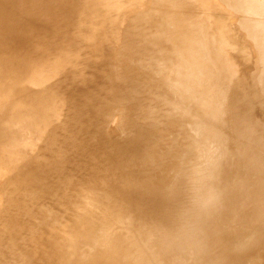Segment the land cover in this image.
<instances>
[{
  "label": "bare ground",
  "instance_id": "1",
  "mask_svg": "<svg viewBox=\"0 0 264 264\" xmlns=\"http://www.w3.org/2000/svg\"><path fill=\"white\" fill-rule=\"evenodd\" d=\"M36 1L32 0V2L34 3ZM65 1L66 3L62 1L63 6L65 4V8L68 5L71 6L70 4L74 2V1L72 2L71 0H65ZM91 1L94 2L93 0ZM249 1L254 2V0H248V2ZM260 1L261 0H259V2ZM85 2L87 3V1ZM85 2L84 1L81 2L83 6H85L84 4ZM166 2L170 3L172 1L164 0V2H162V0H153V4H155V6L162 5V4L165 5L167 4ZM232 2L234 3V1ZM241 2L239 3V6H241ZM261 2L263 4L264 0ZM29 3L31 4V0ZM62 3L61 1L60 3L57 2V4H60V6ZM74 3L75 5L74 6L72 5V6L75 8L71 6L72 13L69 15V17L75 14V13L73 14L74 12L73 10H75L76 13H80V11L84 10L86 7L85 6L84 8L81 9L82 4L76 5V2ZM107 3L111 4L114 2L113 1L111 2L110 0ZM174 3L177 4V1ZM188 3H191L193 5L198 4L197 2H195V0H190L188 1ZM230 3L228 4L230 5ZM256 3L258 4V2ZM179 4L180 2L177 5L180 6ZM193 5L191 7H195V5L194 6ZM199 5L202 6L201 4ZM63 6H61V8ZM125 6L123 7L125 8ZM233 6L234 4L232 5V7ZM161 8L163 7H159V10ZM117 9H119V7ZM127 9H129V7ZM62 10L63 12H65L63 8ZM196 10L198 12V9ZM239 10L243 11L245 9L243 7L242 10L241 9ZM0 12L3 13L4 11L0 10ZM2 13H0V25L1 26L5 25L6 27L7 24L4 19L5 15H3ZM243 13L247 15L246 11ZM183 14H187V13H183ZM26 17L28 20L29 19L28 17L30 16H26ZM77 17L79 16L77 15ZM242 17H243V14H242ZM32 18L34 17L32 16ZM36 18H34V22ZM252 18L253 17H251L250 19ZM198 19L200 21V20H203L204 17L203 19L201 18H198ZM198 19H197V22H199ZM250 19L248 20L250 21ZM142 20L143 19L141 18L139 19V21L135 19L133 23L136 22V24L139 25L140 23L138 24L137 22H144ZM148 21H150V23L158 22V25L156 26L157 27L156 32L151 34V35H155L154 37L153 36L151 37V38H154L155 40H151L150 35H147L148 34L147 33L146 34L147 37H145L143 41L138 39L139 41H141V43L138 44L140 46H137V43H133L134 45L137 46V47H134L133 44H131L134 41H130V44L127 43L128 40L134 39V37L137 38V33L134 32L132 34L133 30H130V29H129L131 31V32L129 31L130 36L129 34L128 35L126 34L127 37L125 36L128 39H125L124 37V39L127 40L126 43L122 40V37L124 35L121 36V40L125 44V46L123 47H126V48H123V50L125 49L127 54L132 53L134 50L133 54H131L132 56L136 53L137 55H139V53H141L142 50H145L147 48H150L152 50V47H154L156 49L154 51L149 50L150 53L152 52L153 54V56L151 55L149 56L151 57L148 59L149 62H146V59H144L145 57L143 59L141 58L143 57V54H142L141 57H139L140 55L139 56L136 55L138 57V59H136L137 61L134 62L133 60H135V57H132L134 58L133 60L128 59V62L126 60L124 64L125 67L132 68L130 69L131 72L132 70L137 71L140 68L147 69L146 71L150 69L149 70L150 72H146L143 70L139 72L141 75L138 76L137 74L136 75L133 74V72L131 74L130 73L126 74L121 71L122 73L120 74L125 75L127 80L129 81L126 88H124L123 90L121 89V92L122 93L125 91L126 93L127 91L129 92L128 98L130 97L129 100L132 99V101H129V102H133L136 105V108L133 111V113H135L137 117L146 116V118L148 119V126L149 125L154 126L153 124H157L155 122V119H157V117H160V118H163V122L167 126V128L172 127L173 123L175 122L178 133L184 130L186 131L187 134L189 133L190 130H191L190 131L191 134L192 132L194 133L193 135H191V137L187 136L189 138L187 137L185 138L186 140L184 141V144L181 147L183 151L182 152L180 151L182 153L180 154L181 158L179 159L178 162L172 161L168 163L167 171L169 172L166 174V176L159 175L153 178V176L150 177L148 176V174L151 173L153 170L154 158L170 152L178 143L177 141L178 139L176 136H173V138L172 137L168 138L167 134L171 132H168V133L165 132L162 137L158 138L155 134L151 133L152 130L150 131L149 127L147 128L144 126H138L134 122H130L131 124H127L129 126L130 133H128L127 135L125 134L126 136L124 135L125 137L121 140H117V141L115 140V143H113L112 140H111L112 143H107L109 141H106V142L102 141L108 138V137L107 138L105 137V139H103L102 137L103 135L100 136L102 138L96 139V141H94L95 139L94 140L92 139L93 136L89 137L88 135H91V133H95L97 131H95V129H94L95 132H93V129L89 130V127L92 128V126H90L91 124L88 121L89 117L87 118L86 115H89V114L92 115L93 110H95L99 114H103V115H105L104 113L108 114L110 109L111 111H113L112 109L114 108V105L115 103H117V101H118L117 105L120 104L119 101L121 99L120 97L118 98V96H114V97L111 96L109 98L106 95L104 96L105 98H103L102 96L105 93L102 92V88L105 85H103L102 87L97 86L100 89H95L93 88V85L95 83L94 84L92 83L93 85H89L90 84L89 83L87 88H86L87 83H85L86 85L82 87L81 85H79L81 84V79H78L79 78V76L77 75L78 73H76V77L78 76L77 79L79 80V82L78 80L76 81L74 79L76 83L74 82V80H72L71 82L72 84L70 85V87L72 89L74 88L75 89L74 91L78 93L77 94L78 97L76 96L75 102L72 104L71 113L67 117V120H65L64 122L70 125L71 123L72 125L76 124V126H78L79 132L76 130L78 132L77 136L74 137V135L71 136L68 134L66 137V142L70 144V147L67 144H65V146L63 145L64 146L63 148L62 147L60 148V146L56 145L57 147H55L54 149L59 152L51 151L48 149L49 151L46 152L49 154L48 156L35 155L33 154V152H31V144L33 143L32 136L29 139L25 137L24 136L25 130L28 128H31V129L38 128L39 129V127H41L37 119V116H40L42 114L43 121L45 119V116H48L50 110L44 109L42 108V106H46L49 100L44 95L36 96L37 102L40 101L39 104L41 108L39 106L40 109L38 108L37 111L35 112L30 107L24 110L25 111L24 112L21 109H17V106L14 105L15 103L10 102V100L9 101L7 100L9 94L6 95V92H5L6 98L0 100V128L2 129L1 126H3V124L5 125L6 123H8L7 127L9 126L8 129L11 130L10 131L11 134L9 133L10 134L9 135L10 138L8 137L9 139H7V136H5L3 133H2L3 136L0 135L1 136L0 137V164L2 165L3 163L8 168V169L5 167L3 168V165L2 166L0 165L2 169H5L4 170L5 175L3 176V179L0 182V184L1 185L3 184L4 186L6 185V183L7 184L11 183L12 185V182L16 180L17 182L15 181V184H16L15 186L18 185V188L16 189L17 192H15V190L11 191L12 189L8 191L7 187L9 185H6L7 187L1 186L3 187L2 191L4 190L6 191L4 192L5 194L4 205L0 206V262H2L3 264H97L100 262V260L105 263L106 262L105 259L108 261L106 264H186L184 263L186 259H188L189 262L192 264H264V151L259 150L261 148H259L260 146L258 144L259 146L258 150L261 152H259V154L256 153L257 151L255 150L257 148L254 149L253 147L256 146L254 144H257V142L252 143L255 141H250L253 144L252 151L250 150L252 155L251 154L246 155L248 157H246L244 160L243 159L239 160V158L237 159V156L239 155L243 156V152H241L242 154L239 152L238 153L239 155H237V127L238 126L237 125L235 126L233 122L235 114L231 115L230 119L225 118L226 121H223L225 122V124L227 123L226 127L228 128V133L232 134L233 138L230 135L232 141L233 142L235 141L234 147H233L234 151L226 150V146L223 147L222 146L223 143L221 142L223 141L226 132L223 128L222 119L218 118L219 116L224 115L225 110L224 109L217 110V107L214 105V102H213V96L212 98L208 97L207 98L208 100L203 101L205 98V96L203 97L204 91L208 90V88H210L217 81H219L217 76L223 75V76L228 77L233 74L232 67L235 64H232L231 57L229 56V53L226 51L225 46H227L226 44L230 43L232 47H237L235 43L234 44L231 43V39H229V37L232 38L233 40H238V42H239V39L236 38V36L234 35L232 36V35L227 34V31L226 33H224V31L222 32V35H221L223 36L222 41H221L220 36H216L215 34L212 36L211 39H208V40H206V38L203 39L202 35L204 34L206 35L207 33L205 29L204 28L202 29L205 31V33L204 31L202 32V30L200 31L202 27H200L199 29L197 27L198 23L196 24L193 19L189 20L188 18H185V16L184 17L180 16V14L179 15L170 14V16H167L166 13L165 14L163 13V15H160L155 12L154 14L151 15V18H149ZM148 21L146 20L145 22L148 23ZM243 21L244 20H242V25H243ZM130 22L132 23V19ZM239 22H240V19H239ZM250 22H253V19ZM30 23H28L29 24L28 26H30ZM32 23L30 27L33 26ZM199 23L204 25L205 22L202 23V21H200ZM234 24L232 26H234ZM132 26H130L131 29H132ZM169 26L172 28H170ZM17 27H16V30H18ZM126 27L128 28V26ZM151 28H153V26ZM4 29L6 31V28H3L2 30ZM76 29L78 30V28ZM137 29H140V28L137 27ZM233 29H235V26L234 28H232V31ZM245 29H247V27ZM256 29L260 30V26L259 28L257 26ZM260 31L262 32L263 30H260ZM20 32H21V29H20ZM255 32L254 34H256ZM22 33H23V29H22ZM138 33H142V31H139ZM11 34L13 36L14 33L12 32ZM31 34L33 33L31 32ZM174 34L176 35V37ZM243 34L244 33H242V36ZM5 35L7 34L5 33L2 36H5ZM36 35L34 37H38L37 33ZM251 35L249 36L250 38L252 37L253 39V36ZM263 35L264 34H262V36ZM161 36L163 37L166 36L168 37V39L175 38V40H173V42L171 43V45L174 46L173 48H171V46L168 44L169 48H171L172 50L170 49L167 50L166 47L164 48L166 44L162 46L164 44L162 42L163 41L162 39H161L162 40L161 42L163 44L161 45L157 44ZM9 37L10 36H8V38ZM1 38L3 39V37ZM11 39L12 38H10V40ZM19 40H20V37H19ZM38 40L40 41L41 39H38ZM113 40L115 41V39ZM176 40H179L180 42H177ZM61 41L62 40H60V42ZM240 41H241V38H240ZM1 42H0V45H1ZM259 42H261V39L259 40ZM262 42L260 46L264 44V40ZM49 43H52V41H49V42L47 41V43L43 44V47L39 46L38 50L34 48V50L36 51L33 50L34 55H31V57H30V53L27 54V57L29 58V59L27 58L28 59L27 64L31 63L32 64L31 67H34V69H32L33 70L32 72H35L34 75L36 73H39V75L41 76L40 81H42V77H45L49 72H54V70H58L60 73L64 70H69L67 68L68 64L74 65L76 63V60H74L75 61L74 63L72 57L70 58V56H74V54L72 55L73 52L70 51L72 50V46H71V49L68 48L66 50H63V52H59L60 47L62 48L63 45L60 46L59 49H57L56 48L58 45L57 44L55 48L58 50V52H56V49L54 50V47H53L55 44L52 45ZM194 44H196L195 45L196 47L195 46L193 47ZM216 44L219 45L218 48L216 49L218 51V55L211 59L210 57L213 54V48L214 46H216ZM243 44L244 43H242V46ZM130 45H132L133 47ZM239 45H241V43ZM247 45H244V46H247ZM111 47L115 48V46L113 45ZM262 48L264 50V45H262ZM262 48H259V49H262ZM119 49H122V48L120 47ZM251 49H253V47ZM54 51H55V54L57 53L59 54L58 56H56V63H55V58H53L54 53L53 55L52 53L50 54V52H54ZM146 51L147 50H145L144 53ZM149 51L147 52L148 54H149ZM42 52L46 56V58H42L43 57ZM25 53L27 52L25 51ZM35 53H37V55ZM257 53H259L258 55L261 54L262 56V54H264V51L263 53H260V52H257ZM22 55L24 56L25 54H22ZM131 55L129 56L130 58H131ZM261 56H259V58L264 59ZM15 57L16 59L11 58L10 62H8L9 59L7 60L6 62L7 64H5V69H7L8 71L6 70L5 72H3V68L0 67V76L4 75L3 76L4 78L5 76L11 77V78L16 77V81H19L21 79L23 80V78L25 77H22V74H20V71H19L20 68H19V64L17 63V61L19 60L18 55ZM68 57L70 59H68ZM0 58H3V57H0ZM25 58L26 57L24 58L21 57L22 60L23 59L25 60ZM66 58L67 60H64ZM150 59L151 60L156 59L157 60V61L155 60L156 63L161 62L160 64L161 67L157 65L158 63L156 65H153L151 63L152 66L150 67V65L148 64L150 63ZM261 59L259 61H261ZM132 61L134 63H132ZM262 61H261V64L263 63L262 65H264V62ZM152 62H154V60ZM205 64H207V67L204 66ZM79 65L82 68V64H79ZM111 65L109 67V72L111 73L109 76L113 78L115 76L114 71L116 69L114 68V65L113 66ZM124 65H123V69H124ZM54 67H57V69H54ZM154 67H157V68L155 69ZM203 67H205L204 71H201L203 70L201 69ZM263 67L260 73L263 71L264 69ZM85 68L87 69V66ZM113 68L115 69L114 71H113ZM92 70L90 69V73ZM233 70L235 71V69ZM85 73H86V70H85ZM87 73H89V71ZM159 73L160 75L158 76ZM199 74L205 75L204 78L206 79L207 81L206 83L208 84V86L206 85V83L202 84V82L198 81ZM93 75L95 74L93 73L92 77ZM261 75H264V74H261ZM38 76H36V79ZM98 77L94 79H97ZM262 77H259L258 79L260 80V78ZM39 78L40 77H38V79ZM44 80L43 82H45ZM33 81H36V80H33ZM3 83H6V84L3 87L1 85L2 89H10L8 88L7 81L6 82L4 81ZM34 84H37V82ZM230 85L232 86V84ZM16 86L17 84L14 85L15 88ZM226 86L228 85L226 84ZM224 88L225 86L222 87L221 89H224ZM232 89L234 91L236 88L233 87ZM235 91L236 93H233L232 91L231 92L235 94V96H237V94H239L240 92L237 93V89ZM210 92H213V91H210ZM215 92L217 93L215 94L214 100H223L224 103L225 101H230L236 98L235 96H232V93L230 92L224 93L223 90L219 92L217 90ZM241 92H245V91L242 90ZM11 97L12 96H10V99H12ZM242 98L244 97L242 96ZM105 99H110L111 102L109 101L108 104L106 105H104L103 103L101 104L102 100H105ZM11 101H14V100L12 99ZM174 101H177L179 103L178 104L176 103L175 105ZM238 101L239 100H237V102ZM249 101L250 103H248V105L255 103V102H251L252 101L251 99L250 100L248 99L247 102ZM31 102H35L34 99H32ZM171 103L173 104V107L172 105H170ZM226 104L227 103H225V105ZM170 107H172V109ZM169 108L171 109L170 111H169ZM240 109L241 110L239 112L243 111L241 107ZM66 112L68 114L67 110ZM96 112L94 113L95 115H96ZM249 112H250L249 117H248V114H246L245 112V114L248 117L247 122H249L250 120V123L252 122L251 124L257 125L258 121L255 119V115L257 116L256 108L254 109V111L250 109ZM35 113L37 116H34ZM237 114L239 115L241 113H237ZM100 116L102 119V115ZM228 121L231 122V124ZM163 122H159V123L162 124ZM187 123L191 125V126L189 125L190 129H188V131L186 128ZM260 124L258 123V125L260 126V133L262 134V136L260 137V136H255V134L253 135L255 136V138L258 137L261 139L264 137V121L260 122ZM157 126L159 125L157 124ZM162 127L160 130L161 133L163 130ZM72 128H75V127L73 126ZM245 128L247 127L245 126ZM99 129L100 128H98V131ZM123 129L121 131H123ZM6 131H9V130L6 129ZM84 131H86L85 132L87 134L86 136L85 134L82 135ZM153 131H156V130H153ZM163 131H166V130H163ZM244 131H241V132H244ZM246 132L248 133V131ZM250 132H252V130ZM118 133H119V130H118ZM124 133H127V132H124ZM55 134H51L47 136V138L50 141L49 142L50 144L54 143L53 141L56 138ZM114 134L120 135V134H117L116 131ZM79 135H81V137ZM115 135L113 136L116 139ZM239 135H241V133ZM68 136H70V138ZM106 136H109V135L106 134ZM113 136H110V137L113 138ZM57 140H62V139L57 138ZM179 140H181V138ZM246 140H248V138H246ZM17 141L20 142L18 145H17ZM206 142H209L208 144H210V147H208L209 150L211 149L209 151V155H206L205 159L202 162L197 163L193 161L192 160L193 157L191 158L190 156L194 155L193 152L195 150L196 151L203 150L205 147L204 143ZM250 142L249 144L251 145ZM56 143H58V141H56ZM61 143L62 141L60 142V144ZM245 143L246 142H244V144ZM151 144L153 145L149 147ZM249 144L248 146H250ZM10 145L11 146L14 145L13 147L14 149L10 150L11 153H13V155H9V158H7L5 156H8L6 154L8 152L7 149L9 148ZM217 145L219 146V149H221V147L223 148L220 151H218ZM71 146L73 147L71 148ZM227 148H228V145H227ZM68 149H71V150H68ZM107 152L110 157L107 156ZM117 154H121V155L123 154L125 158L127 157V158H130V160H137L143 165V167L140 170V173L137 174L135 178L128 179L129 178L128 173L126 174L118 173V171L116 170L117 168L115 169V167L117 166V163H116L117 161L115 162L114 158H112L114 159L112 163H111V160L108 161L109 158L115 157ZM186 159H187V162L185 163ZM239 161L241 163H239ZM194 163H197L198 166H196V164ZM31 165H34V167L35 166L37 167L36 170L35 168L34 170H35V174L37 177L38 185L36 186V184L34 183L33 184L36 186L35 187V189L37 188L36 190L42 192L41 193L42 196L35 194L36 193L35 189L32 190V191H35L32 193L31 189L34 188L33 185H32V188L29 189V191L31 192L26 191L28 190V187L29 188L31 187L30 185L25 186L26 184L24 183V182L26 183L28 182L26 180H28V177L32 174ZM114 171H116V174L114 173ZM77 172L79 174L81 173V178L84 179L83 183H81V186L82 185L87 186L88 184L92 186L89 185V190L87 191V193H85L86 189L81 188V190L78 191V199L75 200L73 199V195H71V192L74 189L75 185L80 184V182L76 184L78 176L80 177V175H76ZM248 172H251L250 176H254V177L257 176L256 179L259 182L257 181L253 182V180L250 181L248 178V175H246ZM253 173H255V175ZM20 180H22V182ZM30 180L32 179H29V183H32L33 181L30 182ZM15 186H9V187L13 188ZM24 187L25 188L27 187L26 190L24 191L28 192V195L26 192L25 194L23 193V190H21V189H25ZM92 188H95V190L97 188V192L95 195H93ZM45 190H47V192H45ZM82 194L84 196V199H87V196H90L91 198L88 201H90L91 203H89L88 201H84L83 199L81 201ZM115 194L120 196L121 200L120 199L115 200L116 198L113 199ZM135 194L137 195L136 199L133 198L135 197L134 196ZM44 195H45V198L42 199ZM48 197L51 198L50 201L48 200ZM59 201L63 203L66 202L65 207L62 206V208H60L59 204H57ZM92 201H94V203L96 202L95 205H92ZM249 202H252L255 205V208L253 210H250L251 208L246 207L247 205L249 206ZM199 203L200 205L197 206V204ZM56 205H58L59 208H57ZM60 205H62V203ZM78 206H79V209L76 210ZM97 211L99 212L96 213ZM94 214H98V215H94ZM42 215L43 216L45 215L43 219L41 217ZM73 218L77 219L76 221L78 222L77 224L74 223V220L76 219H74L73 222L71 221ZM127 218L130 219L129 224L128 223L125 224L124 222L125 225H123L122 221H126ZM230 224H231V227H230ZM257 225L259 226L261 225V226L258 227ZM81 228L83 230H81ZM242 228L243 229L250 228V229L249 230L246 229L247 230L246 232H240L239 229L242 230ZM96 237L98 239V242H96L97 241ZM93 240L95 241L94 242L95 245L93 244L91 245V247L92 246L94 247V249L92 248L91 250L90 244L92 243ZM96 243H99V244L102 243L100 244V248H98L99 245ZM96 246L97 248H95ZM183 246L187 247L188 249L184 250ZM89 248H90L91 255H92V252L95 251V249L98 250V252L101 251V253H103V255L100 258H99L100 256L99 254L101 253H98L97 251L96 253L98 254H94L95 252L93 253L95 257H93V255L91 256L93 259L95 258L97 259V263H95L96 259H95V262H92L94 260L91 261V257L89 255L90 253L87 254V251ZM130 252H134L133 257H131V255L129 254ZM104 255H106L107 257L104 260H102V257H104ZM102 262L100 264H103Z\"/></svg>",
  "mask_w": 264,
  "mask_h": 264
},
{
  "label": "rangeland",
  "instance_id": "2",
  "mask_svg": "<svg viewBox=\"0 0 264 264\" xmlns=\"http://www.w3.org/2000/svg\"><path fill=\"white\" fill-rule=\"evenodd\" d=\"M36 1V0H35ZM61 1V3H62V1H64L65 3H66V1L65 0H60ZM60 1L59 0H37L35 3L34 2H32V0H31V4L29 3L30 2V0H0V10H3L4 12L2 13V12H0V13H2L3 15H5V17H4V19H5V22H6V27H5V25H0V36L1 37H3V39L0 37V42H1V45H0V57H3V58H0V67L1 68H3V72H5L7 69H5V64H7L6 62H7V60H8V62H10V60H11V58H15L16 59V57L15 56H17L18 55V59L21 61L22 59H21V57L22 58H24V57H26L25 58V60L23 59L21 62L18 60L17 61V63L19 64V68H20V74H22V77H25V78H23V80L21 79V80H19V81H16V77H6L5 76V78L3 77L4 75H2V76H0L1 78V83H0V100H2V99H4V98H6V96H5V92H6V95L7 94H9V96H8V98H7V100L9 101L10 100V102H13V103H15L14 105L15 106H17V109H21V110H26L27 108H32L35 112L37 111V109L39 108V106H40V104H39V102H37V100H36V96H45L49 101H48V103L46 104V106H42V108H44V109H47V110H50V112H49V114H48V116H45V119H44V121H43V117H42V114L40 115V116H37L36 115V113L34 114V116H37V119H38V121H39V123H40V126L41 127H39V129L38 128H33V129H31V128H28V129H26L25 130V134H24V136L25 137H27L28 139L32 136V140H33V143L31 144V152H33V154H35V155H40V156H43V155H46V156H48L49 154L48 153H46L47 151H49V150H51V151H57V150H55L54 148L55 147H57V146H60V148L62 147H64L65 146V144H67L69 147H70V144L69 143H67L66 142V137H67V135L69 134V135H74V137L75 136H77V133L79 132V129H78V126H76V124L75 125H72V123H71V125L70 124H67V123H64L65 122V120H67V117L69 116V114L71 113V109H72V104L75 102V99H76V96H77V94L78 93H76L74 90V88L72 89L71 87H70V85L72 84L71 82H72V80H78V79H81V84H79V85H81L82 87L84 86V85H86L85 83H87V85H86V88H87V86H88V84L89 85H93L94 83V85H93V88H95V89H100V88H98L97 86H100V87H102L103 85H105V86H103V88H102V92H104L105 94L102 96L103 98H105L104 96L106 95V96H108L109 98L112 96V97H114V96H118V98L120 97V104H118L117 105V103H118V101H117V103H115V105H114V108L112 109L113 111H111V109L109 110V112H108V114L107 113H104L105 115H103V114H99V113H97L95 110H93V114L92 115H86V117L88 118V121L90 122V126H92V128L91 127H89V130L90 129H93V132H95V131H97V132H95V133H91V135H88L89 137L90 136H93L92 137V139L94 140V141H96V139H99V138H102L103 137V139H105V137L107 138V139H105V140H102V141H104V142H106V141H109V142H107V143H115V140L117 141V140H121V139H123L128 133H130V129H129V126L127 125V124H131L130 122H134L136 125H138V126H144V127H149V129H150V131H151V133H153V134H155L158 138L159 137H162L163 136V134L165 133V132H171V133H168L167 135H168V138H173V136H176L177 137V141H178V143L176 144V146L170 151V152H168V153H166V154H164V155H161V156H158V157H155L154 158V162H153V170H152V172L151 173H149L148 174V176H150V177H152L153 176V178L154 177H156V176H161V175H163V176H166V174L169 172V171H167V166H168V163L169 162H172V161H176V162H178L179 161V159L181 158V155L180 154H182L181 152L183 151L182 150V145L184 144V141L186 140L185 138L187 137V136H189V137H191V135H193L194 133L192 132V134L190 133V131H189V133L187 134L186 133V131L184 132V131H182V132H180V133H178L177 132V128H176V123L174 122L173 123V125H172V127H169V128H167V126L164 124V122H163V118H160V117H157V119H155V122L159 125V126H157V124H153L154 126H152V125H149L148 126V119L146 118V116H136V114L135 113H133V111L135 110V108H136V105L133 103V102H129V101H132V99L131 100H129L130 99V97L128 98V91H127V93H126V91L125 92H121V89L123 90L124 88H126V86H127V84H128V80H127V78H126V76L125 75H123V74H120V73H122V72H124V73H126V74H131L132 72H133V74H137L138 76H140L141 74L139 73L140 71H146L147 69H142V68H140V69H142V70H140V69H138L137 71H135V70H132V72H131V70L130 69H132V68H128V67H125V61L127 60V62H128V59L129 60H133L134 58H132V57H135V60H133L134 62L135 61H137L136 59H138V57L137 56H139V57H141V55L143 54V57H141L142 59L144 58V59H146V62H149V58H151V57H149L150 55L151 56H153V54H152V52L150 53V51H154V50H156L154 47H152V50L150 49V48H147V49H145V50H147L145 53H144V51L145 50H142L141 51V53H139V55H137V53L136 54H134L133 56L131 55V54H133V52H134V50H133V52L132 53H130V54H127V52L125 51V49L123 50V48H126V47H123V46H125V44L123 43V41L126 43V41L127 40H125V39H128V38H126L127 37V35L129 34V36H130V30H133L132 31V34L134 33V32H136L137 33V38H135L134 37V39H130V40H128V42L127 43H129L130 44V41H134V42H132L131 44H133V43H137V46H140V45H138V44H140L141 43V41H143L144 40V38L145 37H147L146 36V34L147 35H150V39L151 40H155L154 38H151L152 36L154 37L155 35H151V34H153V33H155L156 32V30H157V25H158V22H151L150 23V21H148V19L149 18H151V15L152 14H154L155 12L157 13V14H160V15H163V13L165 14L166 13V15L167 16H170V14L172 15H179L180 14V16H182V17H184L185 16V18H188L189 20L190 19H193L194 20V22L197 24L198 23V25H197V27L200 29V27H202L201 29H200V31L204 28L205 29V31L207 32L206 33V35L204 36V35H202L203 37V39H205L206 38V40H208V39H211L212 38V36L215 34L216 36H220V38H221V41H222V39H223V36H221L222 35V32L224 31V33H226V31H227V34H229V35H234V36H236V38H238L239 39V42H238V40H233L232 38H230L229 37V39H231V43H235L236 45H237V47H232V45H230V43L229 44H226L227 46H225V49H226V51L229 53V56L231 57V61H232V64H235V65H233V67H232V72H233V76L232 75H230V76H228V77H226V76H223V75H219V76H217V78L219 79V81H217L214 85H212L210 88H208V90H205L204 91V95H203V97L205 96V98H204V100L203 101H205V100H208L207 98L208 97H210V98H212V96H213V102H214V105L217 107V110L219 109H224L225 111H224V115H222V116H219L218 118H221L222 119V124H223V128H224V130H225V132H226V134H225V137H224V139H223V141H221L223 144H222V146L224 147V146H226V150H228V151H232L234 148V142L232 141V139H231V137H232V134L231 133H228V128L226 127V125H227V123L225 124V122H223V121H226V119H230V117H231V115H234L235 114V117H234V120H233V122H234V125L236 126H238L237 127V155H239L238 153L240 152H243V156H237V159L239 158V160H241V159H245L246 157H248V156H246V155H249V154H251L252 155V153H251V151H252V147H253V144L252 143H256L257 142V144H254V145H256V146H254L253 148L254 149H256L255 151H257L256 153H258L259 154V152H261V151H264V137L263 138H258V137H256L255 138V136H262V134L260 133V126L258 125V123L260 124V122H263L264 121V77H262V76H264V75H261V74H264V69H263V73L261 72L260 73V71L262 70V67L264 66V65H262L261 64V61L262 62H264V59H261V58H259V56H261V54L260 55H258L259 53H257V52H260V53H263V48H262V45H264V44H262L261 46H260V44H261V42L264 40L263 38H264V35L262 36V34H264V20H262V19H264V3L262 4V2L261 1H263V0H261L260 2H259V0H254V2L252 1H249L250 2V4H249V2H248V0H199V1H197V0H195V2H197L198 4L196 5V4H194L195 5V7H191L193 4H191V3H188V1H190V0H169V1H172V2H170V3H168V2H166L167 4H165V5H156L155 6V4H153V0H111V2L113 1L114 3H111V4H109V3H107V2H109L110 0H93L94 2H92L91 0L89 1V0H71L72 2L74 1V2H76V5L77 4H82L81 2H85V1H87V3L85 2L84 4H85V6L87 7H85V6H83V4L81 5L82 7H81V9L82 8H84L85 7V9L84 10H81L80 11V13H76V11L75 10H73L74 12H73V14L74 15H71L70 17H69V15L72 13L71 11H72V9H71V6L73 5H75V3L73 2L72 4H70L71 6H67L66 8H67V10H66V8H65V4H64V6H63V3L61 4V6H63L62 8L64 9V11L65 12H63V10H62V8H61V6H60V4H57V2L58 3H60ZM106 1V2H105ZM129 1V2H128ZM177 1V4L180 2V6H178L176 3H174V2H176ZM187 1V2H186ZM232 1H234V3L232 2ZM241 2V6H239V3ZM78 2V3H77ZM120 2V3H119ZM162 2H164V0H162ZM183 2V3H182ZM223 2H225V3H223ZM230 3V5L228 4V3ZM247 2V3H246ZM256 2H258V4L256 3ZM27 3V4H26ZM120 4V6L122 7H120L119 6V4ZM185 3H186V5H185ZM188 3V4H187ZM223 3V4H222ZM227 3V4H226ZM255 4V5H253V4ZM261 3V4H260ZM89 4V5H88ZM113 4V5H112ZM129 4V5H128ZM172 4V5H171ZM199 4H201L202 6H200ZM227 6H226V5ZM234 4V6L232 7V5ZM247 4V5H246ZM257 4V5H256ZM105 5V6H104ZM126 5V6H125ZM131 5V6H130ZM175 5V6H174ZM193 5V6H194ZM203 5H205V6H203ZM30 6H32V7H30ZM72 6V7H73ZM123 6H125V8L123 7ZM151 6V7H150ZM155 6V7H154ZM186 6V7H185ZM208 6V7H207ZM237 6H238V8H237ZM244 7V9L245 10H243V11H240L239 9H241L242 10V8ZM253 6H254V8H253ZM119 7V9H117ZM129 7V9H127V8ZM157 7V8H156ZM159 7H163V8H161L160 10H159ZM167 9H166V8ZM174 7V8H173ZM201 7V8H200ZM73 8H75V7H73ZM116 8V9H115ZM155 8V9H154ZM188 8V9H187ZM195 10H194V9ZM204 8V9H203ZM88 9V10H87ZM111 9V10H110ZM124 9V10H123ZM145 9V10H144ZM172 9V10H171ZM196 9H198V12H197V10ZM203 9V10H202ZM257 9V10H256ZM114 10V11H113ZM123 12H122V11ZM163 10H164V12H163ZM171 10V11H170ZM178 10V11H177ZM180 10V11H179ZM183 10V11H182ZM189 10H191V11H189ZM194 10V11H193ZM207 10V11H206ZM216 10V11H215ZM253 10V11H252ZM60 11V12H59ZM92 11V12H91ZM109 11H110V13H109ZM113 11V12H112ZM153 11V12H152ZM176 13H175V12ZM185 11V12H184ZM187 11V12H186ZM234 11V12H233ZM246 11V13H247V15L245 14V13H243V12H245ZM260 11V12H259ZM27 13V14H25V13ZM69 12V13H68ZM112 12V13H111ZM121 12V13H120ZM126 12V13H125ZM128 12V13H127ZM173 12V13H172ZM179 12V13H178ZM191 12V13H190ZM194 12V13H193ZM211 12V13H210ZM36 13V14H35ZM54 13H55V15H54ZM125 13V14H124ZM183 13H187V14H183ZM188 13H190V14H188ZM197 14V16H196V14ZM200 13H201V15H200ZM208 13V14H207ZM225 13H227V14H225ZM231 13V14H230ZM243 14V17H242V14ZM21 14V15H20ZM101 14V15H100ZM113 14V15H112ZM123 14H124V16H123ZM128 16H127V15ZM199 14V15H198ZM237 14V15H236ZM258 14V15H257ZM25 15V16H24ZM57 15H59V16H57ZM77 15L79 16V17H77ZM149 15V16H148ZM192 15V16H191ZM234 15V16H233ZM241 15V16H240ZM26 16H30V17H28L29 19L28 20H30L31 21V23H32V21H33V26L32 27H30L31 26V23H30V21H28L27 20V17ZM32 16L34 17V18H36V16H37V18L35 19V22H34V18H32ZM38 16H39V18H38ZM75 16V17H74ZM118 16V17H117ZM148 16V17H147ZM187 16V17H186ZM191 16V17H190ZM237 18H236V17ZM246 16V17H245ZM10 17V18H9ZM21 17V18H20ZM66 17V18H65ZM101 17V18H100ZM121 17V18H120ZM203 17H204V19H203ZM244 17H245V19L246 18H248V19H250L251 17H253L252 19H253V22H250V21H252V19H250V21L248 20V19H244ZM250 17V18H249ZM257 17H259V18H261V19H259V18H257ZM263 17V18H262ZM75 18V19H74ZM120 18V19H119ZM141 18V19H143L142 21H144V22H137L139 25H137L136 24V22H134L133 23V21L136 19L137 21H139V19ZM147 18V19H146ZM159 18H160V16H159ZM198 18H201V19H203L204 20V22H203V20H200V21H202V23H204V25L203 24H201V23H199L200 21H199V19H198V21L199 22H197V19ZM236 18V19H235ZM240 19V22H239V19ZM243 18V19H242ZM255 18V19H254ZM20 19V20H19ZM74 21H73V20ZM112 19V20H111ZM129 19H130V21H131V19H132V23L129 21ZM258 19H259V21H258ZM18 22H17V21ZM26 20V21H25ZM39 20V21H38ZM68 20V21H67ZM119 22H118V21ZM126 20H128V21H126ZM148 21V23L147 22H145V21ZM242 20H244L243 21V25H242ZM255 20H257V21H255ZM17 23H16V22ZM73 21V22H72ZM79 21V22H78ZM121 21V22H120ZM229 21V22H228ZM230 21H235V22H233V24H234V26H235V29H233V31H232V28H234V26H232L233 24H232V22H230ZM238 21V22H237ZM248 21V22H247ZM246 22V23H245ZM257 22V23H256ZM14 23V24H13ZM28 23H30V26H28L29 24ZM154 25H153V24ZM254 23V24H253ZM261 23V24H260ZM37 26H36V25ZM79 24V25H78ZM202 26H201V25ZM230 24H232V25H230ZM247 24V25H246ZM256 24V25H255ZM263 24V25H262ZM20 25H21V27H20ZM125 25V26H124ZM133 25V26H132ZM205 25H207V26H205ZM228 25V26H227ZM230 25V26H229ZM255 27H254V26ZM4 26V27H3ZM9 26V27H8ZM17 26H19V27H17V29L19 30H16V27ZM23 26H24V28H23ZM37 28H36V27ZM126 26H128V28L126 27ZM130 26H132V29H131V27ZM153 26V28H151ZM204 26V27H203ZM236 26H237V28H236ZM258 26V28H259V26H260V30H263L262 32L259 30V29H256V27ZM35 27V28H34ZM137 27H139L140 29H137ZM170 27V26H169ZM206 27V28H205ZM232 27V28H231ZM247 27V29H245ZM262 27V28H261ZM3 28H6V31H5V29L4 30H2ZM29 28V29H28ZM76 28H78V30L76 29ZM135 28V29H134ZM170 28H172V27H170ZM243 28V29H242ZM12 29H13V31H12ZM20 29H21V32H20ZM22 29H23V33H22ZM130 29V30H129ZM211 29V30H210ZM2 30V31H1ZM8 30H10V31H8ZM31 30V31H30ZM80 30H82V31H80ZM137 30H139V31H142V33H138L139 31H137ZM153 30H154V32H153ZM235 30V31H234ZM242 30V31H241ZM15 34H13V36H12V32ZM17 31V32H16ZM35 33H34V32ZM106 31V32H105ZM113 31V32H112ZM130 31V32H129ZM204 30H202V32H203ZM205 31H204V33H205ZM232 31V32H231ZM247 31V32H246ZM256 31V32H255ZM258 31H259V33H258ZM11 32V33H10ZM21 33V35H20V33ZM25 32V33H24ZM31 32L33 33V34H31ZM77 34H76V33ZM80 32V33H79ZM202 32H201V34H202ZM210 32V33H209ZM236 32V33H235ZM238 32V33H237ZM240 32V33H239ZM244 33L243 34V36H242V33ZM252 33V35H251V33ZM254 32L257 34H254ZM261 32V33H260ZM3 33V34H2ZM7 34V35H5V36H2V35H4V34ZM9 33H10V35H9ZM30 33V34H29ZM36 33L38 34V37H34L35 35H36ZM124 33V34H123ZM150 33V34H149ZM209 33V34H208ZM234 33V34H233ZM18 34V35H17ZM24 34H26V35H24ZM69 34V35H68ZM108 34V35H107ZM127 34V35H126ZM142 34H144V35H142ZM238 34H239V36H238ZM251 35V36H253V39H252V37L250 38V36L249 35ZM255 36H254V35ZM111 35V36H110ZM124 35V36H123ZM175 35V34H174ZM210 35H211V37H210ZM8 36H10L9 38H8ZM18 36V37H17ZM37 36V35H36ZM41 36H42V38H41ZM65 36V37H64ZM109 36V37H108ZM121 36H123L122 37V40H121ZM126 36V37H125ZM128 36V37H129ZM132 36V35H131ZM245 36V37H244ZM256 36H257V38H256ZM258 36H260V37H258ZM19 37H20V40H19ZM26 37V38H25ZM59 37V38H58ZM71 37V38H70ZM111 37H112V39H111ZM119 37V38H118ZM124 37H125V39H124ZM166 36H161V38L159 39V42H157V44H159V45H161V44H163L162 46H164L165 44V46H164V48L166 47L167 48V50H172L171 48H173L174 46L173 45H171V43L173 42V40H175V38H169L168 39V37H166ZM175 37H176V35H175ZM263 37V38H262ZM10 38H12L11 40H10ZM17 38V39H16ZM25 38V39H24ZM30 38V39H29ZM37 38V39H36ZM44 38V39H43ZM58 38V39H57ZM65 38V39H64ZM143 38V39H142ZM164 38V39H163ZM240 38H241V41H240ZM245 38V39H244ZM14 39V40H13ZM38 39H41L40 41L38 40ZM49 39V40H48ZM113 39H115V41L113 40ZM141 40V41H139V40ZM163 41H162V40ZM248 39H250V40H248ZM261 39V42H259V40ZM25 40V41H24ZM59 40V41H58ZM60 40H62L61 42H60ZM252 40V41H251ZM256 40H258V41H256ZM24 41V42H23ZM36 41V42H35ZM47 41L49 42V41H52V43H49V44H52V45H54L53 47H54V50L57 48V49H59V47L60 46H62V48L60 47V49H59V52H63V50H66V49H71V46H72V50H70L71 52H73L72 53V55L74 54V56H70V58L72 57V59H73V61L74 60H76V63H75V61H74V65L73 64H68V69L69 70H64V71H62V72H60L59 73V71L58 70H54V72H49L45 77H42V81H40L41 80V76L39 75V73H36L35 75H34V73L35 72H32L33 70L32 69H34V67H31L32 66V64L31 63H29V64H27L28 62V57H27V54H29L30 53V57H31V55H34V51H36V50H38V48H39V46H41V47H43V44H45V43H47ZM118 41V42H117ZM135 41H137V42H135ZM163 43H162V42ZM177 42H180L181 41V39H180V41L179 40H176ZM235 41H237V42H235ZM249 41V42H248ZM251 41V42H250ZM254 41V42H253ZM256 41V42H255ZM13 42V43H12ZM43 42V43H42ZM79 42V43H78ZM116 42V43H115ZM161 42V43H160ZM247 42V43H246ZM253 42V43H252ZM259 42V43H258ZM5 43V44H4ZM9 43V44H8ZM37 43V44H36ZM40 43H41V45H40ZM78 43V44H77ZM115 43V44H114ZM241 43V45H239ZM242 43H244L243 44V46H242ZM250 43V44H249ZM263 43V42H262ZM58 44V45H57ZM75 44V45H74ZM81 44V45H80ZM117 44H119V45H117ZM171 46V48H169V45ZM250 45V46H248V45ZM253 44H254V46H253ZM257 44H258V46H257ZM13 45V46H12ZM56 45H57V47H56ZM115 46V48L114 47H111V46ZM122 45V46H121ZM196 44H194L193 45V47L195 46ZM244 45H247V46H244ZM5 46V47H4ZM38 46V47H37ZM130 46H132V45H130ZM133 46L134 47H137L136 45H134L133 44ZM132 46V47H133ZM168 46V47H167ZM218 44H216V46H214V48H213V54H212V56L210 57L211 59L213 58V57H215V56H217L218 55V51L216 50L217 48H218ZM260 46V47H259ZM11 47H12V49H11ZM56 47V48H55ZM77 47V48H76ZM116 47H118V48H116ZM122 48V49H119V48ZM196 47V46H195ZM249 47V48H248ZM253 47V49H251ZM15 48V49H14ZM33 48V49H32ZM34 48L36 49V50H34ZM240 48H242V49H240ZM255 48V49H254ZM259 48H262V49H259ZM9 49V50H8ZM56 49V52H58V50ZM77 49V50H76ZM15 50V51H14ZM22 52H20V51ZM34 50V51H33ZM79 50V51H78ZM115 50V51H114ZM118 50V51H117ZM150 50V51H149ZM251 50V51H250ZM254 50V51H253ZM259 50V51H258ZM261 50H263V51H261ZM8 51V52H7ZM25 51L27 52V53H25ZM40 51H41V49H40ZM75 51V52H74ZM149 51V54L147 53ZM20 52V53H19ZM105 52V53H104ZM194 52H195V50H194ZM256 52V53H255ZM2 53V54H1ZM5 53V54H4ZM10 53H12V54H10ZM52 53V55H53V53H54V57L53 58H55V63H56V56H58L59 54L57 53V54H55V51L54 52H50V54ZM76 53V54H75ZM252 53V54H251ZM17 54V55H16ZM22 54H25L24 56L22 55ZM36 55H37V53H35ZM42 54H43V52H42ZM169 54V53H168ZM171 54V53H170ZM247 56H246V55ZM255 54V55H254ZM257 54V55H256ZM8 55V56H7ZM11 55V56H10ZM22 55V56H21ZM51 55V56H52ZM76 55V56H75ZM128 55V56H127ZM131 55V58L129 57ZM137 55V56H136ZM264 54H262V58H264V56H263ZM21 56V57H20ZM43 57L42 58H46V56L43 54L42 55ZM104 56V57H103ZM8 57V58H7ZM103 57V58H102ZM107 57V58H106ZM137 57V58H136ZM28 58V59H27ZM69 57H68V59H70ZM95 60H94V59ZM153 58V57H152ZM246 58V59H245ZM71 59V60H72ZM104 59V60H103ZM261 59V61H259ZM64 60H67V58L66 59H64ZM148 60V61H147ZM154 60V62H152ZM153 60H151L150 59V63H148L149 65H150V67L152 66L151 65V63L153 64V65H156L157 63V65H159L160 66V64H161V62H157L156 63V59H153ZM156 60V61H155ZM3 61V62H2ZM23 61H24V63H23ZM91 61H93V62H91ZM132 61V63H134ZM141 61V60H140ZM237 61V62H236ZM20 62V63H19ZM81 62V63H80ZM145 62V61H144ZM242 62V63H241ZM78 63V64H77ZM94 63V64H93ZM209 63V62H208ZM60 64H62V63H60ZM59 64V65H60ZM79 64H82V68L80 67V65ZM112 64V65H111ZM70 65V66H69ZM102 65V66H101ZM110 65L111 66H113L114 65V68L116 69H114L113 68V71H114V73H115V76L112 78L111 76H109L111 73L109 72V67H110ZM123 65H124V69H123ZM262 65V66H261ZM30 66V67H29ZM73 66V67H72ZM87 66V69L85 68ZM204 66H206L207 67V64H205ZM243 66V67H242ZM29 67V68H28ZM72 67V68H71ZM78 67H79V69H78ZM118 67V68H117ZM161 67V66H160ZM238 69H237V68ZM249 67V68H248ZM24 68V69H23ZM74 68V69H73ZM76 68V69H75ZM83 68H84V70H83ZM93 71V73L95 74V75H93V77H92V71H91V73H90V69ZM126 68V69H125ZM155 69L157 68V67H154ZM204 68L205 67H203V68H201V69H203V70H201V71H204ZM242 70H241V69ZM264 68V67H263ZM30 69H31V71H30ZM54 69H57V67H54ZM66 69V68H65ZM71 69H72V71H71ZM128 69V70H127ZM200 69V68H199ZM233 69H235V71L233 70ZM25 70V71H24ZM85 70H86V73L89 71V73H87V75H86V73H85ZM150 70V69H149ZM146 71V72H150V71ZM238 70H240V71H238ZM8 71V70H7ZM56 71V72H55ZM66 71V72H65ZM68 71V72H67ZM75 73H74V72ZM81 71V72H80ZM95 71V72H94ZM101 71V72H100ZM122 71V72H121ZM126 71H128V72H126ZM135 71V72H134ZM23 72V73H22ZM239 72V73H238ZM259 72V73H258ZM27 75H26V74ZM29 73H30V75H29ZM56 73H58V74H56ZM69 75H68V74ZM76 73H78L77 75L79 76V78L77 79V77H76ZM80 73H81V75H80ZM104 73V74H103ZM85 74V75H84ZM91 74V75H90ZM97 74V75H96ZM204 74V73H203ZM203 74H199V79H198V81H200V82H202V84H205L207 81H206V79L204 78V76L205 75H203ZM207 74V73H206ZM33 75V76H32ZM39 75V76H38ZM53 75V76H52ZM55 75V76H54ZM68 75V76H67ZM118 75V76H117ZM156 75V74H155ZM160 75V73L158 74V76ZM35 76V77H34ZM36 76H38V77H40L39 79H38V77H37V79H36ZM83 76V77H82ZM89 76V77H88ZM99 76V77H98ZM117 76V77H116ZM222 76V77H221ZM262 77V78H260V80L258 79L259 77ZM21 77V78H22ZM76 77V78H75ZM96 77H98L97 79H94V78H96ZM110 77V78H109ZM203 77V78H202ZM231 77H232V79H231ZM11 78V79H10ZM15 80H14V79ZM82 78H83V80H82ZM109 78V79H108ZM30 79V80H29ZM45 79V80H44ZM46 79H48V80H46ZM87 79V80H86ZM205 79V80H204ZM221 79V80H220ZM230 79V80H229ZM14 80V81H13ZM26 80V81H25ZM33 80H36V81H33ZM39 80V81H38ZM43 80L45 81V82H43ZM75 80H74V82H75ZM89 80V81H88ZM94 80H95V82H94ZM98 80V81H97ZM156 80V79H155ZM262 80V81H261ZM8 82V88H10V89H2V87L6 84V83H3V82ZM10 81V82H9ZM16 81V82H15ZM62 81V82H61ZM107 81V82H106ZM231 81V82H230ZM19 82V83H18ZM32 82H33V84H32ZM37 82V84H34V83H36ZM78 82H79V80H78ZM98 82V83H97ZM262 82V83H261ZM10 83H11V85H10ZM39 83V84H38ZM76 83V82H75ZM82 83H84V84H82ZM93 83V84H92ZM17 84V86H16V88L14 87V85H16ZM223 84V85H222ZM226 84L229 86V87H231V88H229L228 86H226ZM230 84H232V86L234 87V88H236L237 89V93L238 92H240L239 94H237V96H235V94H233V93H236V89L233 91V87L230 85ZM1 85H2V87H1ZM206 85L208 86V84L206 83ZM235 85H236V87H235ZM75 86H76V84H75ZM214 86V87H213ZM217 86H218V88H217ZM225 86V88L224 89H221L222 87H224ZM19 87V88H18ZM81 87V88H82ZM13 88V89H12ZM214 88V89H213ZM216 88V89H215ZM77 89V88H76ZM220 89V90H219ZM6 90V91H5ZM73 90V91H72ZM84 90V89H83ZM218 90V92L219 91H222L223 90V92L224 93H232V96H235L236 98L235 99H233V100H230V101H225V103H227L226 105H225V103H224V101L223 100H214L215 99V94L217 93V92H215V91H217ZM225 90V91H224ZM228 90V91H227ZM229 90H231V91H229ZM245 91V92H241V91ZM10 91V92H9ZM78 91V90H77ZM155 91V90H154ZM153 91V92H154ZM210 91H213V92H210ZM248 92V93H247ZM2 93H4V94H2ZM76 95H75V94ZM125 93V94H124ZM214 93V94H213ZM33 94V95H32ZM122 94V95H121ZM207 94V95H206ZM245 94V95H244ZM74 95V96H73ZM101 95V94H100ZM211 95V96H210ZM241 95V96H240ZM10 96H12L11 98L14 100V101H11L12 99H10ZM35 98H34V97ZM73 96V97H72ZM126 96V97H125ZM231 96V97H232ZM242 96L244 97V98H242ZM3 97V98H2ZM78 97V96H77ZM128 98V99H127ZM237 98H239V99H237ZM32 99H34V101L35 102H31V100ZM245 99H247V100H245ZM248 99L250 100H252L251 102H255V103H252L251 105H252V107H251V105L249 104L248 105V103H250V101L249 102H247L248 101ZM128 100V101H127ZM237 100H241L239 103L237 102ZM110 101V99H105V100H102V102H101V104L103 103L104 105H106V104H108V102ZM178 101V100H177ZM177 101H174L175 103V105H176V103L178 104L179 102H177ZM111 102V101H110ZM36 103V104H35ZM38 103V104H37ZM224 103V104H223ZM238 104V105H237ZM240 104V105H239ZM241 104H242V106H241ZM255 104H256V106H255ZM33 105V106H32ZM148 105H149V103H148ZM170 105H172V107H173V104L171 103ZM182 105V104H181ZM244 105V106H243ZM247 105H248V107H247ZM239 106V107H238ZM34 107V108H33ZM172 107H170L171 109H172ZM240 107L242 108V110L243 111H241V112H239L241 109H240ZM244 107V108H243ZM23 108V109H22ZM40 108H41V106H40ZM39 108V109H40ZM169 108V111L171 110ZM248 108H250V109H252V111H254V109L256 108V114H257V116L255 115V119L258 121V123H257V125L256 124H251L250 123V120H249V122H247L248 121V117H249V110L250 109H248ZM43 109V110H44ZM52 109V110H51ZM238 109V110H237ZM248 109V110H247ZM66 110L68 111V114H67V112H66ZM111 111V112H110ZM131 111H132V113H131ZM169 111H168V113H169ZM229 111V112H228ZM231 111V112H230ZM25 112V111H24ZM96 112V115L94 114ZM244 114H243V113ZM245 112H246V114H248V117H247V115L245 114ZM43 113V112H42ZM237 113H241V114H237ZM244 116H243V115ZM100 115H102V119H101V116ZM238 115V116H237ZM100 116V117H99ZM136 116V117H135ZM95 117V118H94ZM104 117V118H103ZM135 119H134V118ZM244 117H245V119H244ZM91 118V119H90ZM99 118V119H98ZM131 118V119H130ZM226 118V119H225ZM93 119V120H92ZM98 119V120H97ZM134 119V120H133ZM136 119H138V120H136ZM91 120V121H90ZM100 120V121H99ZM110 120V121H109ZM115 122H114V121ZM131 120V121H130ZM87 121V122H88ZM45 122V123H44ZM159 122H163L162 124L161 123H159ZM229 122V121H228ZM232 122V123H233ZM114 123V124H113ZM230 124H231V122H229ZM248 123V124H247ZM256 123V122H255ZM99 124V125H98ZM133 124V123H132ZM250 124H251V126H250ZM7 125H8V123H6L5 125L3 124V126H1L2 127V129L0 128V135L1 136H3V134L5 135V136H7V139H9L10 137H9V135L11 134V130L10 129H8L9 128V126L7 127ZM105 125V126H104ZM156 125V126H155ZM165 125V126H164ZM187 126H186V128H187V131H188V129H190L189 128V123H187L186 124ZM254 127H253V126ZM261 125V124H260ZM75 127V128H72V127ZM101 126V127H100ZM123 126V127H122ZM162 126H164V127H162ZM191 126V125H190ZM245 126L248 128H245ZM259 126V127H258ZM94 127V128H93ZM97 127V128H96ZM152 129H151V128ZM161 127H162V129L163 130H166V131H163L162 130V133H161ZM250 127V128H249ZM5 128V129H4ZM72 128V129H71ZM98 128H100L99 129V131L101 132H99L98 131ZM104 128H106V129H104ZM114 128V129H113ZM123 128H125V129H123V131H121ZM157 128V129H156ZM159 128V129H158ZM172 128V129H171ZM240 128H241V130H240ZM245 128V129H244ZM6 129L7 130H9V131H6ZM69 130V132H68V130ZM71 129V130H70ZM94 129H95V131H94ZM108 129V130H107ZM127 129V130H126ZM169 129V130H168ZM171 129V130H170ZM249 129H250V131L252 130V132H250L249 131ZM2 130H4V131H2ZM78 132H77V131ZM102 130V131H101ZM118 130H119V133H118ZM124 130H126V131H124ZM153 130H156V131H153ZM175 130V131H174ZM240 130V131H239ZM245 130V131H244ZM115 131H116V133L117 134H120V135H115L114 133H115ZM121 131V132H120ZM158 131V132H157ZM241 131H244V132H241ZM246 131H248V133L246 132ZM47 132H48V134H47ZM55 132H56V134H55ZM60 132V133H59ZM86 131H84L83 132V134L82 135H84L85 134V136L87 135L86 133H85ZM92 132V131H91ZM107 132V133H106ZM124 132H127V133H124ZM241 133V135H239L240 133ZM3 133V134H2ZM10 133V134H9ZM62 133V134H61ZM71 133V134H70ZM107 135H109V136H106V134ZM246 134V135H244V134ZM51 134H55L56 135V138H55V140L56 141H58V143H56V141L54 140L53 142V144H50L49 142V139L47 138V136H49V135H51ZM95 134H96V136H95ZM99 134V135H98ZM112 134V135H111ZM123 136H122V135ZM126 134V135H125ZM184 134H185V136H184ZM243 134V135H242ZM248 134V135H247ZM251 134V135H250ZM253 134H255V136L253 135ZM57 135H58V137H57ZM98 135V136H97ZM101 135H103L102 137H100ZM105 135V136H104ZM113 135H115L116 136V139L114 138V136ZM125 135V136H124ZM171 135V136H170ZM178 135V136H177ZM181 135V136H180ZM230 135H231V137H230ZM0 136V137H1ZM80 137H81V135H79ZM110 136H113V138L112 137H110ZM119 136V137H118ZM184 136V137H183ZM241 136V137H240ZM244 136V137H243ZM247 136V137H246ZM249 136V137H248ZM9 137V138H8ZM69 138H70V136H68ZM183 137V138H182ZM189 137H187V138H189ZM194 137V136H193ZM240 137V138H239ZM243 137V138H242ZM251 137V138H250ZM57 138H60V139H62V140H57ZM181 138V140H179ZM233 138V137H232ZM246 138H248V140H246ZM14 139V138H13ZM91 139V140H92ZM227 139V140H226ZM245 139V140H244ZM251 139V140H250ZM257 141H256V140ZM259 139V140H258ZM111 140H112V142H111ZM236 140V139H235ZM19 141V140H18ZM17 141V145L20 143V142H18ZM48 141V142H47ZM62 141V143L60 144V142ZM242 141V142H241ZM250 141H255V142H250ZM261 141V142H260ZM227 142V143H226ZM233 142V143H232ZM241 144H240V143ZM244 142H246L245 144H244ZM248 142V143H247ZM249 142L251 143V145L249 144ZM259 142V143H258ZM209 142H206V143H204L205 144V147H204V149L203 150H195L193 153H194V155L192 156H190L191 158L193 157V161H195V162H197V163H199V162H202L204 159H205V156L206 155H209V151L211 150H209V148L208 147H210V144H208ZM247 144V145H246ZM248 144L250 145V146H248ZM258 144H259V146H258ZM263 144V145H262ZM11 145H12V143H11ZM9 146V148L7 149V151L8 152H10L11 153V151L10 150H13L14 148V145L13 146ZM57 145V146H56ZM64 145V146H63ZM153 144H151L149 147H151ZM208 145V146H207ZM221 145V144H220ZM227 145H228V148H227ZM104 146V145H103ZM230 146V147H229ZM231 146H232V148H231ZM8 147V146H7ZM6 147V148H7ZM73 146H71V148H72ZM223 147H221V149L223 148ZM242 147V148H241ZM244 147V148H243ZM251 147V148H250ZM261 148V149H259V148ZM180 148V149H179ZM217 148H218V151H220L221 149H219V146L217 145ZM231 148V149H230ZM249 148V149H248ZM263 148V149H262ZM17 149H18V147H17ZM49 149V150H48ZM230 149V150H229ZM245 149V150H244ZM253 149V150H254ZM261 150V151H259V150ZM68 150H71V149H68ZM251 150V151H250ZM181 151V152H180ZM234 151V150H233ZM254 151V152H255ZM7 152V154L6 153H4V154H6V155H8V156H5V157H7V158H9V155H13V153H8ZM13 152V151H12ZM57 152H59V151H57ZM196 152V153H195ZM178 154V155H177ZM204 154V155H203ZM242 154V153H241ZM107 156H109L108 155V152H107ZM226 156V155H225ZM110 157V156H109ZM119 157H121V158H119ZM235 157V156H234ZM6 158V159H7ZM48 158V157H47ZM112 158H114V159H112ZM117 159V160H116ZM125 159H126V161H125ZM165 159V160H164ZM174 159V160H173ZM111 160V163L113 162V160L117 163V166H119V165H121V166H119V167H115V169L118 171V173H121V174H126V173H128L129 174V178L128 179H130V178H135L136 176H137V174H139L140 173V170H141V168L143 167V165L139 162V161H137V160H130V158H125L124 157V155L122 154H117L115 157H111V158H109V160L108 161H110ZM124 160V161H123ZM159 160H161V161H159ZM129 161H131V162H129ZM135 161V162H134ZM119 162V163H118ZM187 162V159L185 160V163ZM134 163H135V165H134ZM140 163V164H139ZM197 163H194V164H196V166H198V164ZM227 163H228V161H227ZM239 163H241L240 161H239ZM237 164V163H236ZM1 165V164H0ZM2 165H3V168L5 167V168H7L3 163H2ZM1 165V166H2ZM159 165V166H158ZM140 166V167H139ZM120 167H121V169H120ZM123 167V168H122ZM128 167V168H127ZM135 167V168H134ZM1 169H0V182L2 181V179H3V176L5 175L4 174V170L5 169H2V167H0ZM33 168V169H32ZM34 168H35V170H36V166L34 167V165H31V170H32V174L28 177V180H26V181H28L27 183H29V179H32V180H30V182L31 181H33L32 183H29V184H27L26 182H24L26 185L25 186H31L30 188L28 187V190H26V188L25 189H21V190H23V193H25L26 191H28V192H31L32 190H34L35 189V187L38 185V181H37V177H36V174H35V170H34ZM131 168V169H130ZM8 169V168H7ZM127 169H129V170H127ZM159 169V170H158ZM227 169V168H226ZM34 171V172H33ZM123 171H125V172H123ZM129 171V172H128ZM134 171V172H133ZM97 172V171H96ZM132 172H133V174H132ZM9 173V172H8ZM34 173V174H33ZM114 173L116 174V171H114ZM249 173V174H248ZM246 175H248V178H249V180L250 181H252L253 180V182L254 181H257V182H259L256 178H257V176H250V174H251V172H248ZM254 175H255V173H253ZM33 175V176H32ZM76 175H80V177L78 176V178H77V181H76V184H78V182H80V184L79 185H75L74 186V189L72 190V192H71V195H73V199H78V191L79 190H81V188L82 189H86L85 190V193H87V191L89 190V185L90 184H88L87 186L86 185H82L81 186V183H83V181H84V179L83 178H81V173L79 174L78 172H77V174ZM83 175V174H82ZM107 175V174H106ZM238 175V174H237ZM32 176V177H31ZM254 178V179H253ZM34 179H35V181H34ZM83 179V180H82ZM9 181V180H8ZM7 181V182H8ZM16 181V180H15ZM15 181H13L12 182V185H11V183H6V185H9V186H15L16 184H15ZM21 182H22V180H20ZM25 181V180H24ZM17 182V181H16ZM19 182V181H18ZM247 182H249V181H247ZM36 184V186L34 185V184ZM238 183H240V182H238ZM5 184V183H4ZM23 184V183H22ZM6 185H4L3 186V184L1 185L0 184V206H3L4 205V196H5V194H4V192H6L4 189V191H2V188L3 187H5ZM32 185H33V189H31L32 188ZM1 186H3V187H1ZM8 186V187H9ZM90 186H92V185H90ZM7 187V186H6ZM7 187V189H8V191L9 190H11V191H13V190H15V192H17V188H18V185L17 186H15V187H9L8 188ZM86 187V188H85ZM6 189V190H7ZM29 189H31V191H29ZM37 189V188H36ZM35 189V190H36ZM93 189V195H95L96 194V192H97V188H96V190H95V188H92ZM24 190H26V191H24ZM7 191V192H8ZM38 190H36V193L35 194H37V195H39V196H42V192H40V191H38ZM28 192H26L27 193V195H28ZM33 192H35V191H32V193ZM45 192H47V190H45ZM25 193V194H26ZM30 194V193H29ZM116 194H117V192H116ZM115 194V196L113 197V199H115V200H117V199H120L121 200V197L120 196H118V195H116ZM135 197H133L134 199H136L137 198V195L135 194L134 195ZM83 197V198H82ZM45 198V195H44V197L42 198V199H44ZM91 197L90 196H87V199H84V196H83V194L81 195V201H82V199L84 200V201H88L89 199H90ZM50 199L51 198H49L48 197V200L50 201ZM138 200V199H137ZM251 201V200H250ZM89 203H91L90 201H88ZM136 202V201H135ZM62 203V205H60ZM96 203V202H95ZM95 203H94V201H92V205H95ZM137 203V202H136ZM202 203H203V201H202ZM57 204H59V206H60V208H62V206L63 207H65V205H66V202L65 203H63V202H58ZM77 205V204H76ZM79 205V204H78ZM198 205H200V203L199 204H197V206ZM59 206L58 205H56V207L57 208H59ZM251 206V207H250ZM252 206H254V207H252ZM76 207V206H75ZM247 208H251L250 210H253L254 208H255V205L252 203V202H249V206L247 205L246 206ZM77 209H79V206L76 208V210ZM99 211H97L96 213H98ZM94 215H98V214H94ZM42 217V219H43V217H45V215L43 216H41ZM41 219V220H42ZM74 219H76V218H73L71 221L73 222V220ZM47 220V219H46ZM45 220V221H46ZM130 219L129 218H127L126 219V221H122L123 223V225H125V224H129V221ZM77 221V219L76 220H74V223L75 224H77L78 222H76ZM124 222H125V224H124ZM73 224V223H72ZM262 225V224H261ZM260 225V226H261ZM258 227H260L259 225H257ZM84 227V226H83ZM230 227H231V224H230ZM86 228V227H85ZM87 229V228H86ZM247 230H249L250 228H246ZM246 229H243L242 228V230H240L239 229V231L240 232H246L247 230ZM81 230H83L82 228H81ZM96 239H97V237H96ZM95 239V240H96ZM95 241L93 240L92 241V243L90 244V248H91V250H92V248L94 249V247L92 246L91 247V245L93 244V245H95V243H94ZM96 242H98V239H97V241ZM96 244H98L97 246H98V248H100V244H102V243H96ZM97 246L95 247V248H97ZM90 248L88 249V251H87V254L88 253H90ZM183 249L184 250H186V249H188L187 247H185V246H183ZM100 250V249H99ZM96 251L98 252V250H96L95 249V253L94 252H92V255H93V253L94 254H98V253H101V251H99L98 253H96ZM213 251V250H212ZM130 255H131V257H133V255H134V252H130L129 253ZM214 254V253H213ZM90 255V257L92 256L91 255V253L89 254ZM100 256H99V258L103 255V253H101V254H99ZM138 255V254H137ZM196 255V254H195ZM98 256V255H97ZM96 256V257H97ZM93 257H95V255H93ZM107 256L106 255H104V257H102V260H104L105 258H106ZM96 259V258H95ZM95 259H93L92 257H91V261L92 260H94V261H92V262H95ZM144 260V259H143ZM99 261V260H98ZM105 263L104 262H102L101 260H100V262L99 263H97V259H96V262L95 263H97V264H100L101 262L103 263V264H106L108 261L105 259ZM2 262H0V264H1ZM184 263H186V264H192V263H190L189 262V260L188 259H186L185 260V262ZM3 264V263H2Z\"/></svg>",
  "mask_w": 264,
  "mask_h": 264
}]
</instances>
